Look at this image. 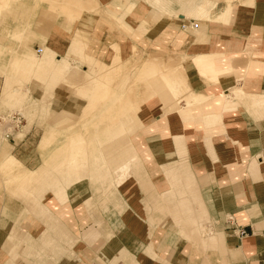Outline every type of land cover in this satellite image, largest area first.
Listing matches in <instances>:
<instances>
[{
	"label": "crops",
	"instance_id": "0c3cea01",
	"mask_svg": "<svg viewBox=\"0 0 264 264\" xmlns=\"http://www.w3.org/2000/svg\"><path fill=\"white\" fill-rule=\"evenodd\" d=\"M27 1L32 7L33 0ZM143 1L130 13L115 6L117 0H100L104 14L84 10L71 29L60 27L64 32L56 35L57 55L65 54L72 43L80 55L75 64L86 62L88 71L82 70L100 81L109 71L114 43L120 46L122 71L135 66L129 59L132 52H125L132 43L153 56H182L191 92L209 98L187 108L157 75L155 95L136 117L129 115L136 106H113L112 111L126 114L121 121L109 120L105 133V141L119 143L110 149L116 146V152L107 151L106 157L96 138L86 161L80 124L84 117L71 119L73 115L58 112L66 114L64 123L80 124L73 127L78 132L66 136V155L51 148L64 138L48 145L52 150L40 158L39 177L53 168L61 179L48 178L57 180V188L37 186L33 194L29 183L39 180V150L30 146L41 139L26 135L14 141L16 158L10 155V162L12 168L21 163L22 169L17 174L14 170L9 180L14 183L21 176L14 188L24 182L19 190L25 191V199L0 175V264H264V104L252 99L264 96V0H183L186 13L176 17ZM160 1L171 10L180 7V0ZM210 1L215 3L210 6ZM190 2L201 4L191 9ZM42 10L36 9L30 28L39 36L54 32ZM146 14L153 23L145 20ZM76 30L86 34L88 46L71 38ZM203 32L206 46L201 44ZM85 47L89 55L81 59ZM122 71L114 85L118 91L130 78ZM62 80L51 70L45 91ZM182 113H188L189 120ZM112 155L111 170L104 169ZM124 166L128 171L119 182L116 171ZM180 181L192 193L187 220H181L172 201L173 185ZM162 195L169 197L168 203L162 202ZM167 208L173 218L161 212ZM202 224L216 240L211 245L201 237L198 249L185 230L190 227V237L198 238ZM239 228L246 234L239 235Z\"/></svg>",
	"mask_w": 264,
	"mask_h": 264
},
{
	"label": "rangeland",
	"instance_id": "374dc122",
	"mask_svg": "<svg viewBox=\"0 0 264 264\" xmlns=\"http://www.w3.org/2000/svg\"><path fill=\"white\" fill-rule=\"evenodd\" d=\"M2 1L4 4L0 6V62L3 61V64L0 63V175L7 177L6 183L12 185V188L15 187L14 183L19 181L21 176H19V174L18 176L16 175L17 177L13 180L14 183H12L9 180L11 177H9V175L14 173V170H16V174L20 173L19 171L22 169L21 163L15 168H12L10 162V155L14 156V152H12V143L24 138L26 135L32 136L35 141L39 138L41 139L38 145L30 146L38 148L39 150V154L35 157L38 160V163L36 162L38 171L35 173L38 177L40 175L39 170L42 168L41 162H39L40 158H44V153L47 155V153H51L52 150L48 145L58 137L61 139L64 138V140H61V144H54L51 148L54 147L52 151L54 154L58 152L66 155L65 138L68 135L72 136L74 133L78 132H74L75 129H73L76 125L81 124V131L84 133L86 141L85 148L87 151L85 154V161L88 155L87 153L91 149H94V141L96 138L99 140L101 144L99 147L104 153L109 151V153L114 154V152H116V146H119V143L116 144L111 143L112 141H105V133L109 130V120L121 121L122 113L121 111H112L113 106L121 107L124 102L125 105H129L130 107L136 106L135 111L129 112L130 117H136L141 109V105L154 97L155 90L153 87V79L157 77V75L163 78L164 83L166 82L168 84L167 89L174 98L177 101H183L187 108L199 105L209 98L203 94L191 92L187 85L183 66L181 64L183 59L182 56H177L178 59H175V63H172L173 57L169 56H162V58L157 61L147 63L146 58L149 57L151 53L148 54V50H138L133 43L129 44L125 52L126 54L132 52L129 59L135 63V66L129 65L128 68L122 71L121 63L123 60L120 55V46L114 43L112 44V60L109 62V71L105 79L100 81L85 73L83 70L88 71L89 66L83 61H80L81 63L75 66L78 68V72L75 71V73H70L67 69L75 65V63H77L76 60L79 61V49L77 47L74 48L72 43H70L68 51L65 54L57 55L58 40L56 39V35L58 31H61V33L64 32L61 28L65 30L71 29L72 23L81 15L64 11L62 9V3L55 2L54 0H33L34 4L32 7L28 6L30 2L27 0ZM138 1L139 0H117L115 6L118 8H126V13H130ZM143 2L152 8H157L160 12L164 10L168 12L171 11V14L174 15L180 12L186 13L183 0L178 2L180 6L178 10L169 9V7L165 6L160 0H144ZM41 3L43 5H41ZM95 3H97V0H93L91 8L95 6ZM213 3H215V1H210V6ZM88 4L90 5L89 2ZM200 4L197 2H190L189 7L192 9ZM41 7L43 8L42 11L45 20L50 24L49 29L53 26L55 33L51 32L48 34V32H45L43 36H39L37 33L30 30V28L34 27L32 25L37 19V15H35L36 9H40ZM48 7H50V9ZM31 10H33L32 15ZM86 11L89 12V10ZM93 12L104 14V10L100 5V0H98V4L93 9ZM146 15L145 20L153 23L154 20L149 19L150 14L149 16L148 14ZM57 25L61 26L57 27ZM40 27L44 28L45 26L40 25ZM66 32V34L64 33L65 36L67 37L68 35L69 37V31ZM203 34L204 38H202L203 41L201 44L206 46L207 37L205 32H203ZM85 35L84 32L76 30L71 38H77V40L88 46L86 43L87 37ZM47 36L49 37V41L45 39ZM124 45L126 46V44ZM86 50L87 48L85 47L81 59L86 54L89 55ZM31 54L32 56H30ZM65 66L67 68H65ZM53 69H56L63 76V80L51 91H45V79ZM121 71L122 73H127V77L130 78L127 86L123 90L118 91L114 89V85ZM36 87L38 88L37 91H35ZM231 89H234L235 93L238 92L236 90L238 88ZM8 91L14 92L11 98L6 96ZM241 92L243 91L241 90ZM252 99L264 104L263 101L257 100L255 97ZM106 100H112L113 103H106ZM138 101L139 108H137L136 104ZM88 106H94V108H91V110ZM83 107L88 108L86 109ZM88 109L90 112L82 115L84 111H88ZM62 111L73 115L71 119H74V117L79 118L80 115L84 118H82L80 124H76V122L73 123V127L68 130L67 122L64 123L63 121L65 117H63L61 113H58ZM122 115L126 116V114ZM181 117L185 120H189L190 118L188 113H182ZM99 126H102V128L98 129ZM125 130L127 131V126ZM61 133L63 135L60 136ZM42 143L45 145H42ZM112 145L116 146L115 149L110 151ZM105 156L108 157V153L105 154ZM113 157L112 155L111 159L104 162V169L111 170L110 162ZM46 158L45 156L43 164H45ZM28 178L30 177L28 176ZM48 178L61 179L60 174L52 168L47 176H40L37 181L31 179L29 183L30 186H33L31 193H34V188L37 186L48 185L51 186L50 188H57V180L55 183L51 180L47 181L49 180ZM111 180L114 186L113 178ZM22 184L18 186V189L14 188V190L17 191L21 197H24L25 191L23 189H21V191L19 190L22 188ZM174 188L176 189V193H171L173 198L172 201L176 202L174 203V207L178 205L181 213V220H187L189 219L190 212L188 211L186 213L185 208L190 205L188 197H190L192 193L186 191V186L184 183L181 184V181L175 183L173 185V189ZM165 196L162 195V202L165 201L168 203L169 197L165 198ZM170 210L169 208L161 209V212L172 217ZM184 225H186L185 222H182V228H185ZM187 228L188 229L185 230L186 234L188 236H193L191 228L188 226ZM190 236L189 239L193 240L192 243L197 246L198 249H200L201 244H203L202 241H199V238H206L208 240L207 242L211 245H214L216 240L215 236L212 234L210 235L209 230L203 224L199 229L198 238H192ZM194 236H196V234ZM202 247L210 249L215 248V246Z\"/></svg>",
	"mask_w": 264,
	"mask_h": 264
},
{
	"label": "bare ground",
	"instance_id": "6f19581e",
	"mask_svg": "<svg viewBox=\"0 0 264 264\" xmlns=\"http://www.w3.org/2000/svg\"><path fill=\"white\" fill-rule=\"evenodd\" d=\"M55 2H61L62 4V9L64 10V11H66V12H72V13H76L77 15H81L82 14V11H84V10H90V11H93V9L95 8V6L98 4V0H97V3H95V6L93 7V8H91V6H92V2L90 3V5L88 4V2L86 1H84V0H54ZM2 4H4V2L2 1V0H0V6L2 5ZM83 7V8H82ZM49 9H50V7H48ZM52 10V9H51ZM54 10H55V8H54ZM61 11V10H60ZM161 13H166V14H171V11H162ZM100 14H102V13H100ZM178 15V13H175V17ZM168 16V15H167ZM118 38V37H117ZM120 39V38H119ZM76 40H77V38H76ZM162 58V56L161 57H159V56H153L152 54L149 56V57H147L146 58V62L148 63V62H152V61H157V60H159V59H161ZM173 60H172V63H175V59H178L177 57H173L172 58ZM67 63V62H66ZM66 65V64H65ZM76 66V64L75 65H72L71 66V68H69V69H67V71L68 72H70V73H75V71L76 72H78L79 70H78V68H76L75 67ZM95 66H97V65H95ZM65 68H67L66 66H65ZM77 69V70H76ZM160 80H161V82L164 84V86L166 85V88H168V84L165 82L164 83V80H163V78L162 77H160ZM73 92V91H72ZM71 92V93H72ZM73 95V94H72ZM69 96V95H68ZM255 98H257V100H261V101H263L264 102V96H255ZM167 101V100H166ZM259 102V101H258ZM169 104V103H168ZM89 108H93L94 106H88ZM63 116H66V114H64ZM68 116V115H67ZM70 116V115H69ZM67 127H68V130H70L72 127H73V124H70V125H68L67 124ZM63 131V130H62ZM61 131V132H62ZM124 131V130H123ZM62 135V133L60 134V136ZM2 142V141H1ZM0 147H1V144H0ZM127 171H128V167L127 166H124V167H122V168H120L118 171H116V176L119 178V182L120 181H122V179L125 177V175H126V173H127ZM23 177H25L26 178V176H23Z\"/></svg>",
	"mask_w": 264,
	"mask_h": 264
},
{
	"label": "built area",
	"instance_id": "2783aa9c",
	"mask_svg": "<svg viewBox=\"0 0 264 264\" xmlns=\"http://www.w3.org/2000/svg\"><path fill=\"white\" fill-rule=\"evenodd\" d=\"M238 234H239V235H244V234H246L245 229H243V228H239V229H238Z\"/></svg>",
	"mask_w": 264,
	"mask_h": 264
}]
</instances>
